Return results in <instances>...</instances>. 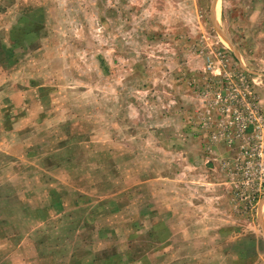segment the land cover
<instances>
[{
  "label": "rangeland",
  "instance_id": "rangeland-1",
  "mask_svg": "<svg viewBox=\"0 0 264 264\" xmlns=\"http://www.w3.org/2000/svg\"><path fill=\"white\" fill-rule=\"evenodd\" d=\"M263 15L0 0V264H264Z\"/></svg>",
  "mask_w": 264,
  "mask_h": 264
},
{
  "label": "built area",
  "instance_id": "built-area-1",
  "mask_svg": "<svg viewBox=\"0 0 264 264\" xmlns=\"http://www.w3.org/2000/svg\"><path fill=\"white\" fill-rule=\"evenodd\" d=\"M256 103H254L253 105H246L245 109H248L246 112L247 114L251 115V118L249 120H251L253 118L256 119V114L258 112V109L256 107ZM237 113V111H234ZM233 119L237 122L240 121L242 122V125H245V127L247 126V121L249 120H245L243 117H233ZM256 130H257V134L259 135V138H263L264 139V124H258L256 126ZM257 147V145L255 146V143L253 144V146L251 148H249L248 150H246V154L248 155V159L246 158V167L247 169H250L251 172L249 174V176L257 174L259 176L258 179V183H257V190L255 192V194H253V196L249 199L250 203H254L256 201V199H258V195H264V146L262 144H260V148L258 151L254 152V149ZM258 194V195H256ZM264 198V197H263Z\"/></svg>",
  "mask_w": 264,
  "mask_h": 264
},
{
  "label": "crops",
  "instance_id": "crops-1",
  "mask_svg": "<svg viewBox=\"0 0 264 264\" xmlns=\"http://www.w3.org/2000/svg\"><path fill=\"white\" fill-rule=\"evenodd\" d=\"M251 6H253V4H252V5H248L247 8H249V7H251ZM249 18H250V16H249ZM247 19H248V18H247ZM256 20H257L256 23H258L259 25H261L262 28L264 29V15H263V17L261 18V20H259V18H257ZM247 21H249V20H247ZM252 56H253L252 63H247V66H245V67L240 66V69L245 70V72L251 73V75L254 77V78L252 79V81L255 83V88H257V87H258V84H257V83H259V82H257L256 79H257V78H258V79H259V78H260V79H261V78L264 79V66H263V65H262V66H259V65L255 64V63H254V59H255V58H258L259 56L264 57V52H262L261 54H259V53H257V52H254L253 54H251V57H252ZM262 87H263V84L261 85V88H262ZM263 89H264V87H263ZM263 100H264V98H263ZM258 104H259V102H258ZM260 104L262 105V106H261V110H262V112H263V114H264V102H261V100H260ZM260 104H259V105H260ZM260 204H263V206H264V199H263V200H260V201L258 202L257 205H260ZM259 213L261 214V216H263V215H264V210H262V211L259 212V210L256 209V213H255V215H256V214L259 215ZM257 217H259V216H257Z\"/></svg>",
  "mask_w": 264,
  "mask_h": 264
}]
</instances>
